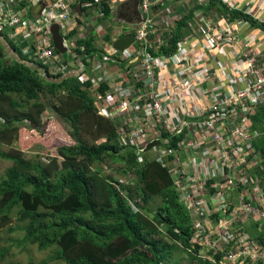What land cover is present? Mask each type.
Segmentation results:
<instances>
[{
    "label": "built area",
    "instance_id": "built-area-1",
    "mask_svg": "<svg viewBox=\"0 0 264 264\" xmlns=\"http://www.w3.org/2000/svg\"><path fill=\"white\" fill-rule=\"evenodd\" d=\"M102 1L106 0H0V31L12 30L11 36L21 43L31 40L25 53L33 48L31 59L47 65L56 57L52 28L71 31L77 25L69 23L75 9L93 12L101 20ZM170 1L137 0L141 22L134 45L123 53L110 46L100 60L90 62L94 88L102 82L107 86L103 92L93 91L98 115L114 123L121 142L136 146L139 153L161 133L180 136L174 142L179 156L158 145L150 153L172 174L181 200L197 221L195 227L218 234L222 243L232 237L226 235L234 221L238 227L255 225L264 231V120L258 128L251 121L256 110H264V0H237L235 7L232 0H217L245 17L234 21L228 14L225 18L204 10L208 0H194L193 7L200 8L181 28L182 38L173 51L164 54L162 49L169 48L167 41L182 20ZM103 32L98 24L95 33ZM234 46L241 49L229 56L225 50ZM208 181L214 193H207ZM224 212L231 213L230 221H209ZM222 223L226 230H219ZM242 239L222 264H264V246L248 243L246 236ZM203 241L212 247L209 236Z\"/></svg>",
    "mask_w": 264,
    "mask_h": 264
},
{
    "label": "trees",
    "instance_id": "trees-1",
    "mask_svg": "<svg viewBox=\"0 0 264 264\" xmlns=\"http://www.w3.org/2000/svg\"><path fill=\"white\" fill-rule=\"evenodd\" d=\"M104 3L105 17L110 18V2ZM136 6L137 0H129L124 14L133 15ZM195 7L183 15L167 41L169 48L162 49L164 54L172 52L176 41L182 38L181 28L200 8ZM202 8L225 18L228 14L233 21L245 18L217 0H208ZM77 31L67 30L64 36L65 41L72 42L71 53L80 64V71L74 75L65 72L63 62L59 64L63 55L57 51L55 66L62 67V71L52 75L48 67L31 59L33 48L28 53L18 49L17 36L10 38L12 30L0 31V159L11 162L0 178V231L10 228L9 232L23 235L21 240H10L14 248L33 246L49 251V257L40 264H220L244 236L248 243L262 248L264 231L255 225L238 227L236 221L229 224L226 236L232 237L226 243L204 226L195 227L197 221L181 200L182 193L175 187L172 174L150 153L153 145H158L171 148L179 156L181 152L174 142L180 136L171 138L160 132V139L155 138L143 153L136 146L121 142L114 123L97 113L92 91L103 92L107 86L102 82L94 88L90 66L93 59L102 58L114 39L109 32L98 39L94 31L84 38ZM10 54L16 58L6 65ZM83 56H89L88 64L85 58L79 60ZM84 74L88 76L81 81ZM12 108L18 109L20 115ZM42 109L52 111L54 117L68 124L66 133L73 141L72 145L56 149L60 158L50 155L46 163L28 159L14 146L22 125L26 131L30 128L39 132L41 140L51 135L52 117L41 118ZM263 111L252 116L256 128L264 120ZM160 140H171L172 144H161ZM4 145L10 150L4 151ZM106 161L122 163L121 172H131L133 178L122 184L103 175L101 165ZM207 183V193H214L215 189L209 187L211 181ZM207 202L211 205L208 198ZM230 214H214L209 221H230ZM16 222L19 226L14 230ZM205 236H209L212 247L204 243ZM195 237L197 241L193 240ZM7 253L8 248H0V262Z\"/></svg>",
    "mask_w": 264,
    "mask_h": 264
},
{
    "label": "rangeland",
    "instance_id": "rangeland-1",
    "mask_svg": "<svg viewBox=\"0 0 264 264\" xmlns=\"http://www.w3.org/2000/svg\"><path fill=\"white\" fill-rule=\"evenodd\" d=\"M187 2L188 5L185 3ZM183 2V0H171L169 4L172 6L178 5L179 7H182L185 9H189L190 5H193V0H186ZM226 7V4H223ZM231 5H238L237 0H232ZM124 21V18H122V22ZM70 24L73 23V20L69 21ZM114 29L116 30V33H114L112 30L111 34L113 38H117L119 33L122 31V34H133L134 33V28L132 26H127L125 24H118L113 26ZM63 31V28H62ZM61 31V34L63 32ZM97 36V33H96ZM105 36V35H104ZM85 37V35H84ZM99 39H101L103 36H97ZM100 41V40H99ZM98 41V46H101L100 42ZM15 56L13 54H10L6 60V65L12 64V59ZM62 61H67L68 63L72 62V55L69 54V52L61 57ZM52 63H48L47 65L50 66ZM81 80V78H80ZM84 80V79H83ZM93 94V91H92ZM47 107L49 105L47 104ZM13 112H16L17 115H20V112H18V109L12 108L11 109ZM98 113V112H97ZM52 117L50 119V123L53 126L52 133L49 135L46 139L41 140L40 133L37 132L36 130H31L30 128L27 129V131L24 129V125L20 127L19 130V140L18 142L14 143V146L20 150H22L25 153V156L28 159H33L34 161H41L42 163H46V157L52 155L53 158L58 159L60 158L58 154L56 153V149L60 146L63 145H72L73 141L69 137V135L66 133L67 129L69 128L68 124H66L63 121L58 120L56 117H54V113L50 110H41V118H46V117ZM104 118V117H103ZM108 120V119H107ZM4 151H9L10 148L6 145L2 147ZM190 161H193V156L190 157ZM11 166V162L7 160L0 159V178L3 177L5 174L6 170L8 167ZM100 167V166H99ZM122 163L120 162H110L106 161L104 165H101V172L103 175H107L109 177H113L118 179L120 183L126 184L127 181L130 178H133V174L131 172L127 173H122ZM90 172H92V169H89ZM226 185L220 184V187H225ZM194 188L195 185H192ZM242 196V195H241ZM220 199V196H219ZM150 204H153V201H150ZM153 207V206H151ZM255 210V209H254ZM256 215H254L255 220H258V213L255 210ZM19 226V223H15L12 228L14 230ZM10 228H7L5 230L0 231V248H8L9 253L3 259L1 260L0 264H10L12 262L14 263H22L25 264L28 261L32 260L34 264H40L41 261L49 257V251H40L37 249V247L33 246H25L24 248H14V245L11 243L12 240H21L23 235L19 232L16 231L14 233L9 232ZM219 230H226V225L222 223V228ZM245 245V244H244ZM217 248H219V245H217ZM201 254H204V252H201ZM236 258H233L235 260ZM50 264H57V263H50ZM222 264V263H221Z\"/></svg>",
    "mask_w": 264,
    "mask_h": 264
},
{
    "label": "crops",
    "instance_id": "crops-1",
    "mask_svg": "<svg viewBox=\"0 0 264 264\" xmlns=\"http://www.w3.org/2000/svg\"><path fill=\"white\" fill-rule=\"evenodd\" d=\"M106 1L110 2L111 17L108 18V17H105V15H104V17H103L104 19L100 20L101 21L100 25L104 26V27L107 26V28H108L107 33L108 32L111 33L112 31L114 33H116V30L114 29L113 26L118 25V24H125L127 26H132L134 28V31L136 32V30L138 28V25L135 24L136 23V12L135 11L132 12L133 15H129L130 13H128V12L124 14V12H123V11H125L124 10V5L129 0H106ZM185 1L186 0H183V2H185ZM244 1L251 2L253 0H244ZM193 2H194V0H193ZM185 3L188 5L187 2H185ZM102 4H103V10H104L105 9L104 1H102ZM137 6H138V4H137ZM137 6H136V10H137ZM192 8H193V5H190L189 9H187L185 11V9H183L182 7H179L178 5H176L175 9H174V12H178L183 17V15H185V12H188ZM129 11H131V9ZM119 12H123V14L120 15ZM85 15L88 18H85ZM122 18H124L123 22H122ZM73 19H74V22L77 23V25L76 26L72 25V30H76L77 31V29H78V31H77L78 32V36H80V37H82V36L84 37V34L86 35V34L89 33V31H93V27H94L95 23L98 22L96 20V18H94L93 12L84 14V13H81L78 9L74 10V18ZM96 27H94V28H96ZM243 32H245V31H243ZM121 33H122V31L119 34H121ZM245 36H246V34L243 33L242 34V38L245 37ZM10 38H12L11 35H10ZM23 41H24V43H21L20 46H19L20 50H23L25 48V46H26V49H27V47L30 46L31 43H32V41L29 40V39H26V40H23ZM71 43H72L71 41H66L65 42L66 47H68L69 54H71L70 53V48H69V47H72ZM73 44H74V42H73ZM240 49H241V46H234V47H232V49L226 48L225 52L229 56H232L233 53L238 52ZM25 51H27V50H25ZM129 59H131V57ZM62 62L64 63L63 67H66V71L65 72L68 75H74V73L76 74L77 72L80 71V69H79L80 64H79L78 61L77 62L74 61L73 55H72V62L71 63H68L67 61H62ZM257 112H260V111L256 110V113ZM251 121H252V124H253L252 127L256 128V122L252 118H251ZM258 126H259V123H258ZM258 126H257V128H258Z\"/></svg>",
    "mask_w": 264,
    "mask_h": 264
},
{
    "label": "water",
    "instance_id": "water-1",
    "mask_svg": "<svg viewBox=\"0 0 264 264\" xmlns=\"http://www.w3.org/2000/svg\"><path fill=\"white\" fill-rule=\"evenodd\" d=\"M140 20H137L139 24ZM52 42L54 45L55 50L60 53L61 55H65L67 53V48L64 46L63 37L59 33L58 26H54L52 28ZM134 37L132 35H125L117 40H115L112 44L114 50L118 51L119 53H123L124 51L128 50L132 45H134Z\"/></svg>",
    "mask_w": 264,
    "mask_h": 264
},
{
    "label": "clouds",
    "instance_id": "clouds-1",
    "mask_svg": "<svg viewBox=\"0 0 264 264\" xmlns=\"http://www.w3.org/2000/svg\"><path fill=\"white\" fill-rule=\"evenodd\" d=\"M138 4V3H137ZM138 7V6H137ZM136 14H137V10H136ZM104 18H102L101 20H103ZM139 18H137L136 17V23H137V20H138ZM140 20V19H139ZM74 21V20H73ZM76 21V20H75ZM98 22H96L95 23V25H94V27H96V26H98V24L100 25V23H101V21L100 20H97ZM140 22H141V20H140ZM139 22V23H140ZM137 25H139V24H137ZM93 27V31H94V33H95V30H96V28H94ZM103 27V29H104V32H103V34H100V35H98L97 34V36H103L102 38H104V35H106L107 34V30H108V28H107V26H102ZM59 28V27H58ZM62 31V30H61ZM63 32V31H62ZM60 33V35L63 37V41H64V46L66 47V45H65V40H64V36L66 35V33L64 34V32H63V34H61V32H59ZM135 34H136V32L134 31V33L133 34H128V35H132L133 37H135ZM85 35V34H84ZM95 35H96V33H95ZM119 36L117 37V38H113L114 39V41L115 40H117V39H119V37L122 35V37L123 36H125L126 34H118ZM84 38V37H83ZM98 38V37H97ZM101 38V39H102ZM99 39V38H98ZM113 41V42H114ZM134 42H135V38H134ZM22 43H24V42H22ZM20 44H21V42H18V49L20 50V48H19V46H20ZM52 44H53V42H52ZM113 44V43H112ZM112 44L110 45V46H112ZM133 46V45H132ZM131 46V47H132ZM53 47H54V45H53ZM130 47V48H131ZM67 48V50H68V47H66ZM70 48V53H71V47H69ZM113 48V47H112ZM26 50V46H25V48L23 49V50H21V51H25ZM54 50H55V48H54ZM56 51V50H55ZM54 51V52H55ZM69 51V50H68ZM67 51V52H68ZM72 54V53H71ZM61 55V54H60ZM74 58H75V56H73ZM81 58H82V60L85 58L86 60H88L89 59V56H83V57H80L79 58V60H81ZM56 61H57V56L55 57V60L53 61L54 63L52 64V65H50V66H48V65H44V66H46V67H48L49 68V72H50V74H52V75H55V74H57V73H61V71H62V67H59L58 65H56L55 66V64H56ZM61 62H62V60H60V62H59V64H61ZM79 62V61H78ZM37 64H40V63H37ZM41 65H43V64H41ZM64 65V64H63ZM81 66H82V64H81ZM64 69L66 68V67H63ZM86 76H88V75H86V74H84L83 76H80V78H85ZM81 81H83V80H81ZM94 94V93H93ZM92 94V95H93ZM94 96V95H93Z\"/></svg>",
    "mask_w": 264,
    "mask_h": 264
}]
</instances>
